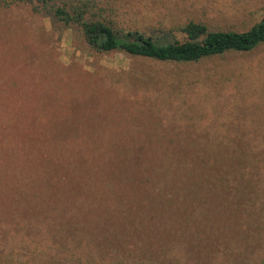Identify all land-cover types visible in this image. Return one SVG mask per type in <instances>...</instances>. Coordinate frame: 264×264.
<instances>
[{
	"label": "rangeland",
	"instance_id": "obj_1",
	"mask_svg": "<svg viewBox=\"0 0 264 264\" xmlns=\"http://www.w3.org/2000/svg\"><path fill=\"white\" fill-rule=\"evenodd\" d=\"M95 1L145 35L188 20L241 32L264 15V0ZM24 124L41 127L38 152L78 167L12 169L29 153L13 149ZM178 141L233 144L209 212L224 234L181 231L164 157ZM0 149L12 153L0 168V264H264V43L162 63L94 53L24 4L0 10Z\"/></svg>",
	"mask_w": 264,
	"mask_h": 264
},
{
	"label": "trees",
	"instance_id": "obj_2",
	"mask_svg": "<svg viewBox=\"0 0 264 264\" xmlns=\"http://www.w3.org/2000/svg\"><path fill=\"white\" fill-rule=\"evenodd\" d=\"M18 4L27 5L33 14H50L60 24L76 28L91 51L97 54L118 52L162 63L187 64L228 52H250L264 43V15L250 28L241 32L216 29L205 23L188 20L170 29L160 28L153 31L151 35H145L138 30L118 27L113 21H109L96 8L97 1L95 0H0V10ZM174 33H178L181 38L177 39ZM41 116L45 117L46 113H41ZM40 128L39 125L24 124L16 129L13 149L16 144H21L24 146L25 154L29 153L23 160H18L11 165L12 169L39 170L78 167L73 158L64 160L52 155L48 156V153L44 151L38 152ZM232 151L233 144L225 142L197 144L178 141L172 143V151L171 147H167L164 157L166 159L169 153L170 164L167 161L169 164L167 168H173L171 172L174 171V175L171 174L173 177L171 181L176 183L171 196L177 201V207L173 208L181 210L178 224L182 233L193 234L199 229L197 231L199 234L201 229L209 231V228H212L213 234L216 231L224 234L225 229H221L219 225L218 228L214 227L215 223L210 220L209 212L215 211L217 200L222 198V195H219L220 199L216 200L215 193L217 190L224 189L225 170L228 171L230 165L228 158L223 157L225 159L220 160V157L223 152L227 156ZM9 154L12 153L7 150L3 153L0 149V168L10 166L11 156ZM219 163H221L220 166ZM167 174L162 178L157 177V180L168 182ZM151 184L156 188L157 185L162 186L165 183L155 184L151 181ZM153 196L150 194L149 202ZM164 196L169 199L167 192L163 198ZM190 199L193 200V204L184 202ZM152 202L160 207L158 197L154 196ZM224 211L225 207H223L221 216L224 215Z\"/></svg>",
	"mask_w": 264,
	"mask_h": 264
}]
</instances>
